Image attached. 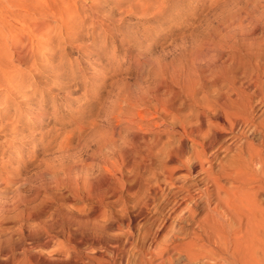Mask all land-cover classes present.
<instances>
[{"label":"rangeland","instance_id":"rangeland-1","mask_svg":"<svg viewBox=\"0 0 264 264\" xmlns=\"http://www.w3.org/2000/svg\"><path fill=\"white\" fill-rule=\"evenodd\" d=\"M251 2L0 0V176L15 175L22 186L10 185L0 205L13 208L14 197L31 198L37 212L19 221L17 210H9L0 243L13 250L11 264L25 251L40 254V264L65 263L55 250L69 245L67 233L47 248L35 237L36 224L64 219L65 212L84 217L89 226L110 219L117 227L79 235L84 242L78 251L88 257L87 264H134L140 250L158 249L170 235L171 222L154 240L158 223L151 224L152 212L126 226L146 190L145 180L161 163L159 156L141 150L156 141L175 143L177 136L168 122L133 99L151 100L150 91L168 94L169 79L187 69L194 50L229 63L234 54L230 30L237 17L250 26ZM21 224L29 226V233L17 232ZM5 255L0 254V262Z\"/></svg>","mask_w":264,"mask_h":264},{"label":"bare ground","instance_id":"bare-ground-1","mask_svg":"<svg viewBox=\"0 0 264 264\" xmlns=\"http://www.w3.org/2000/svg\"><path fill=\"white\" fill-rule=\"evenodd\" d=\"M251 3L253 10L247 6V11L253 12L249 17L250 26L241 25V17H237L234 29L230 30L234 54L229 63L219 64L208 53L194 50L195 56L186 64L187 69L169 79L168 94L150 91L151 100L145 96L133 99V104L147 105L153 117L168 122L177 136L175 143L156 141L142 150L139 148L149 157L159 156L161 163L145 180L146 190L135 201L136 213L128 217L130 222L126 227L135 218L152 212L151 224H158L151 239H156V234L168 222H171V232L158 244V249L140 250L136 264H174V261L177 264H264V0ZM258 5L260 9L256 10ZM138 162L139 167L136 166L140 168L142 165ZM181 170L185 175L178 174ZM14 176H0L1 198L6 196L5 190L10 185L20 188ZM188 179L192 182L187 183ZM136 182L141 183L140 177ZM37 193L34 189V195ZM14 199L13 208L0 205L2 230V224L10 221V209L17 210L15 220L37 216L31 198ZM123 209L126 215V203ZM65 213L64 219L56 216L35 223V237L47 248L55 238L67 233L69 245L64 249L57 247V259L64 257L67 261L63 260V264H87L88 257L78 251L84 242L79 235L101 227L111 229L114 221L108 219L106 224L103 221L102 226L97 220V224L89 226L84 217L74 218ZM28 227L21 224L17 232L29 233ZM6 247L0 243V254H7L2 262L10 263L12 255L8 253L13 250ZM21 254L17 264H40V254L32 251Z\"/></svg>","mask_w":264,"mask_h":264}]
</instances>
